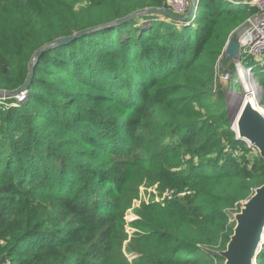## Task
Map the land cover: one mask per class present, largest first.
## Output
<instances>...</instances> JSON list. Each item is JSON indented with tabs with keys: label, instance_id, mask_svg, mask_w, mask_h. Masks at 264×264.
<instances>
[{
	"label": "trees",
	"instance_id": "16d2710c",
	"mask_svg": "<svg viewBox=\"0 0 264 264\" xmlns=\"http://www.w3.org/2000/svg\"><path fill=\"white\" fill-rule=\"evenodd\" d=\"M164 6L0 0V91L27 82L42 46L102 27L44 51L26 100L0 107V264H130L120 247L138 165L171 195L132 223L131 264H223L231 210L264 184V161L235 138L212 89L218 61L235 72L223 56L230 34L257 10L197 0L185 21L106 26ZM254 74L264 107V72Z\"/></svg>",
	"mask_w": 264,
	"mask_h": 264
},
{
	"label": "water",
	"instance_id": "95a60500",
	"mask_svg": "<svg viewBox=\"0 0 264 264\" xmlns=\"http://www.w3.org/2000/svg\"><path fill=\"white\" fill-rule=\"evenodd\" d=\"M233 1L240 2L242 0ZM195 10L196 1L190 0L189 9L184 15L174 14L170 10L163 8L146 9L118 21L111 22L106 26H115L132 17L143 14L161 15L171 20L185 21L193 16ZM263 18L264 14L259 16L255 22ZM249 26L250 23L247 21L230 34L223 50L224 58L233 62H238L241 59L239 39ZM100 28L102 27L75 33L42 46L34 53L31 60L27 82L20 89L15 91H1L0 96H14L28 89L33 76L35 61L44 51L51 47L67 44L73 39L87 35ZM222 71L224 72L225 69L223 68ZM237 112L236 122L239 134L235 138L239 140L246 139L249 145L257 149L260 158L264 161V112L259 108L257 102L256 107L251 104H244V97L239 101ZM232 218L234 222L233 233L225 249L220 251L218 255L223 259V264H255L257 256L264 245V184L254 189L253 194L241 204L239 212L233 214Z\"/></svg>",
	"mask_w": 264,
	"mask_h": 264
},
{
	"label": "rangeland",
	"instance_id": "374dc122",
	"mask_svg": "<svg viewBox=\"0 0 264 264\" xmlns=\"http://www.w3.org/2000/svg\"><path fill=\"white\" fill-rule=\"evenodd\" d=\"M243 10L245 11V8ZM227 62L231 63L234 68H236V65L239 64L238 62H233L231 60ZM226 66L228 65L224 62H220V64H218L217 66L218 79L216 81L215 92L219 91L223 95L222 101L225 100L227 108L224 115L227 118L230 129L235 134L234 123L238 113V105L241 98L245 96V86H247V82L252 85L250 94L259 104V108L264 112V107L260 106V102L262 100V89L259 84L258 77L254 74L255 72H264V59L257 60L249 58L244 61V63L238 65V71L236 70L233 73L231 72L226 80H220L221 72L223 68L225 69ZM6 98L8 99L10 97L0 96V107L8 108L11 106V100H5ZM240 141H242V143L246 144L248 148H250L251 153H258L257 149L254 146L249 145L248 142L245 143V141L243 140ZM142 154L143 151L140 150L138 156ZM144 154L146 156V151L144 152ZM139 166L140 165H138L131 171V173L135 174L134 180H136V183H138L135 188V192L133 194L132 191L133 195L130 192H125L126 199L124 200V203H127V208L123 213V229L125 230L126 238L122 241L120 250L122 256H124L126 258V261L128 260L130 264L132 262V257L130 255V252L128 251L130 249L129 242L131 241L132 233L135 231V229L131 227L132 223L141 218L140 212H146V206H150L152 202L165 203L164 200L169 199V196L171 195V192H169L168 190H161L158 183H149L150 181L148 182L146 180V170L137 169ZM236 211V209L231 210L232 217L233 214L236 213Z\"/></svg>",
	"mask_w": 264,
	"mask_h": 264
},
{
	"label": "built area",
	"instance_id": "2783aa9c",
	"mask_svg": "<svg viewBox=\"0 0 264 264\" xmlns=\"http://www.w3.org/2000/svg\"><path fill=\"white\" fill-rule=\"evenodd\" d=\"M197 3V0H195ZM232 4H239L242 2H236L233 0H225ZM165 6L163 9L170 10L174 14L184 15L189 9L190 0H164ZM242 4L246 5L248 8H255L257 14L249 18L247 21L250 23L249 28L242 34L239 39L240 44V55L241 59L238 61L242 64L244 59H264V18L258 22L256 19L264 14V0H245ZM220 64L218 61L215 67L216 79L213 82V92L216 89V81L218 79L217 66ZM238 64V65H239ZM238 65H236L235 71H238ZM230 75L228 71H222L220 75V80H226ZM9 100H13L11 103L12 107H16L18 104L24 102L27 98V91H22L17 95L9 96ZM7 98L5 100H8Z\"/></svg>",
	"mask_w": 264,
	"mask_h": 264
},
{
	"label": "bare ground",
	"instance_id": "6f19581e",
	"mask_svg": "<svg viewBox=\"0 0 264 264\" xmlns=\"http://www.w3.org/2000/svg\"><path fill=\"white\" fill-rule=\"evenodd\" d=\"M244 67V66H243ZM242 72V71H241ZM247 86H245V96H244V104H251L254 107H256V100L253 98V96L250 94L251 91L250 89L252 88V85L249 84L248 82L246 83ZM237 119V118H236ZM235 119V123H234V130H235V134L236 136H238L239 131H238V126H237V120ZM243 141H245L246 143L248 142L246 139H244Z\"/></svg>",
	"mask_w": 264,
	"mask_h": 264
},
{
	"label": "crops",
	"instance_id": "0c3cea01",
	"mask_svg": "<svg viewBox=\"0 0 264 264\" xmlns=\"http://www.w3.org/2000/svg\"><path fill=\"white\" fill-rule=\"evenodd\" d=\"M244 1H245V0H242V1H240V2H242V3H243Z\"/></svg>",
	"mask_w": 264,
	"mask_h": 264
}]
</instances>
